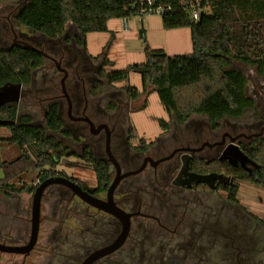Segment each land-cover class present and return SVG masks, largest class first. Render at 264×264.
Instances as JSON below:
<instances>
[{"label":"flooded vegetation","instance_id":"1","mask_svg":"<svg viewBox=\"0 0 264 264\" xmlns=\"http://www.w3.org/2000/svg\"><path fill=\"white\" fill-rule=\"evenodd\" d=\"M15 15L11 19L6 17L11 34L8 49L15 46L29 50L40 60L31 71V83L28 86L16 84L20 87L19 96L12 102L25 100L40 104L43 125L36 123L31 114L25 115L30 117L29 125L43 128L48 106L56 104L63 124L61 131H66L67 135L45 130L46 136H52L67 148L66 151L79 145L80 159L87 150L94 161L108 165L105 190L98 191L96 185L88 193L105 202L109 186L117 179L111 201L129 215V230L120 247L91 264H113L109 257L121 252L124 260V250L127 254L124 264H264V223L256 215L225 201L224 188L235 184V176L223 167L226 165L229 172L243 171L249 176L259 169L251 158V151L257 142L264 140V106L254 100L255 110L238 120L223 119L214 129L206 119L199 123L201 117L193 116L182 125H176V130L168 137L163 134L155 143L146 144L144 151H139V146L130 148L124 104L114 90L109 91L104 86L98 90V81L105 82L98 76L102 68L97 72L94 60L81 56L78 36H68L66 29L54 39L27 29L25 33L15 22ZM5 26L2 25V29L7 31ZM48 63H52L60 75L58 84L47 72ZM35 71H44L40 80L36 79ZM43 94L47 97L41 96ZM8 102L1 103L0 107L8 106ZM85 119L92 123L93 131L101 128L92 132ZM102 126L108 131L109 149L117 161L118 173L108 162L106 131ZM161 159L164 160L155 163ZM198 161L216 162L219 167L217 171L198 172L193 167ZM138 169L141 170L125 176ZM209 174L222 177L213 182H194L193 175ZM129 177L135 180L128 181ZM78 199L68 189L48 186L41 196L40 213L44 204L51 216L59 217V222L47 231L43 240H39L38 228L35 244L29 252L18 254V259H3L0 255V264H81L90 253L114 242L121 232L120 221ZM0 205L7 212L14 209L15 213L26 217L22 210L26 205L23 208L20 199L0 194ZM70 212L72 223L67 222ZM29 215L31 218V203ZM11 222L8 215H0V244L27 245L30 226L26 237L24 219L16 225ZM76 230L85 233L84 240L72 243L66 235L71 236ZM12 236L17 240L13 241ZM65 243H68L67 253Z\"/></svg>","mask_w":264,"mask_h":264},{"label":"trees","instance_id":"2","mask_svg":"<svg viewBox=\"0 0 264 264\" xmlns=\"http://www.w3.org/2000/svg\"><path fill=\"white\" fill-rule=\"evenodd\" d=\"M21 1L0 0V4H18ZM152 6L169 8L160 16L164 30H189L191 53L168 56L162 50L146 46L141 64L114 72L102 68L98 76L113 86L127 83L129 74L137 73L141 79V91L126 85L120 89L123 95L130 101H136L143 95L148 97L156 93L176 125H182L193 116H200L214 129L223 119L238 120L248 111L255 110L254 100L246 93L247 79L233 65L252 68L256 76L264 80V0H152ZM139 9L138 0H26L15 15V22L50 39L61 36L66 24H70L76 28L84 44L87 34L107 32V23L112 19L142 17ZM192 10L198 12L197 19L191 18ZM113 40L111 35L106 50ZM39 60L29 50L15 46L3 50L0 47V87L6 84L28 86L32 81L31 71L39 65ZM101 65L112 63L103 59ZM57 107L56 104L48 106L44 115L45 128L29 125L28 116L19 117L18 122L13 123L16 106L0 107V120L10 122L0 125L9 131L10 137L6 142L15 145L20 152V156L11 162L0 160L1 195L14 191L32 196L36 187L46 179L55 176L68 178L63 171L57 170L62 151L67 148L45 134L48 130L67 135L66 131H61L63 124ZM159 125L162 131L167 129L163 121H159ZM126 133L128 140L136 136L135 129L129 124ZM145 147V140L141 138L138 150L144 151ZM57 151L60 153L57 154ZM251 158L259 166L253 176L243 171L229 172L226 169L228 166H223L235 176V184L224 188L227 203L239 204L237 194L242 183L264 190V140L257 142L251 151ZM81 160L93 172L98 191H104L108 182V165L94 161L87 150ZM71 166L84 168L78 164ZM193 167L205 173L217 171L219 164L198 161ZM29 170L37 172L29 186L22 184L16 187L12 184ZM69 179L82 187L79 181Z\"/></svg>","mask_w":264,"mask_h":264},{"label":"rangeland","instance_id":"3","mask_svg":"<svg viewBox=\"0 0 264 264\" xmlns=\"http://www.w3.org/2000/svg\"><path fill=\"white\" fill-rule=\"evenodd\" d=\"M25 1L26 0H22V2H20V5L11 2H4L0 4V47L3 50L8 49L11 43V34H9L10 32L6 23V17H9L11 19L12 15H15L17 9L21 5H23ZM206 13H208V11ZM2 25H6L5 28L7 31H5V29H2ZM65 29L69 32L68 36L71 37L74 34L78 36L76 39L78 41L79 49L81 50V56H85L90 60H94L98 57L100 58L97 61L94 60L93 62V67L97 69V72L99 68L114 72L124 70L131 65L141 64L144 61V49L146 46L154 50H162L168 56L189 54L192 51L189 30H164L162 28L161 17L159 15L131 17L127 21L126 26L124 25V20L112 19L107 23V32L87 34L84 38V44L75 27L71 26L70 24H66ZM20 30L26 33V29L21 26ZM111 35L114 36V40L108 50H106V45ZM103 59L111 62L112 65L102 66L101 64ZM47 67V72L51 76H54V78L56 79V84H58L60 75L54 70L53 64L48 63ZM233 68L241 71L245 75L247 79V95L255 100L258 104L264 106V98L262 100L260 97H258L264 96V80L257 77L252 68L243 67L240 64H234ZM43 73L44 71H37L35 74L36 79L40 80V77ZM126 85L133 87L138 91H141L142 85L140 76L137 73H130L127 83L120 82L113 86H109L103 81H98L96 87L99 91L102 86L106 87V89H108L109 91L114 90L116 92V95H118V99L122 102V104H124L125 115L127 116L128 124L131 125L136 131L135 138L128 140V146L130 148L138 147L141 138L145 140V143L147 145H150L155 143V140L161 137V135L165 134V136L168 137L172 131L176 130V124L169 118L168 114L160 104L156 93H151L148 95V97L143 95L136 101H130L123 95V92L120 90ZM41 96L47 97L46 94H43ZM7 104L8 106H16L17 112L19 110V113L16 112L17 115H15L13 123H17L19 117L23 118L26 116L25 113H29L32 115V118L36 123H38L40 126L43 125L41 115L42 109L40 104L25 100L18 103L8 102ZM144 104L145 108H143ZM6 106L7 105H3L2 108L5 109ZM159 121H163L167 126V129L164 132L160 128ZM201 121L204 122L205 118L201 117L199 123ZM9 137V131L5 127L0 126V156L1 160L4 161L13 160L18 152L17 148L14 145L2 142L6 141V139H8ZM75 141L79 142V139L76 138ZM80 152L81 150L79 145L75 146L74 148H70L68 151H62L63 154L61 156V160L59 161L57 170H63L64 172H66V174H68V178H73L79 181L82 185L83 190L88 193L91 192L96 186V180L93 172L90 170V167L88 165H85L84 162H82V160L80 159ZM71 164L82 165L84 166V168H73ZM36 175V171L29 170L25 172L21 177L12 181V184L16 187L22 184H26L29 186L31 182L36 178ZM133 180H135V178L133 177H129L128 179V181ZM55 186L65 188L60 185ZM7 194L11 196L10 198L13 197L17 200L20 199L22 206L26 205L25 209H22L26 213V217L15 213L16 210L14 211V209L11 212L8 211L10 212L8 213L7 211H5L2 205H0V215H8L12 222L14 221V225H16V222H18L21 218L24 219V225L27 229V237L30 226L29 210L32 196L26 195L24 193L18 195V193L14 191H9ZM75 198L78 199L76 196ZM237 201L239 203L238 207L243 209V211H245L246 213L256 215V217L264 223V190L262 188L244 183L240 184L237 194ZM74 202H77L78 205L80 204L77 200H75ZM72 218V212L68 213L67 222L72 223ZM58 219L59 217H57L56 215L51 216L49 208L42 204L38 235L39 240L44 239L47 231L50 230L54 224L59 222ZM78 231L79 230L74 231L71 236L66 235L68 241L74 243L80 240H84L83 236L85 233H80ZM10 235H12V233ZM11 239L13 241L17 240V238L14 236H12ZM68 243L64 244L66 253L68 252L66 247ZM0 255L3 259H18V254L4 253L0 251ZM108 260L109 262H113V264H124V261L127 260L126 251L124 250V260L122 252L112 255Z\"/></svg>","mask_w":264,"mask_h":264},{"label":"water","instance_id":"4","mask_svg":"<svg viewBox=\"0 0 264 264\" xmlns=\"http://www.w3.org/2000/svg\"><path fill=\"white\" fill-rule=\"evenodd\" d=\"M57 70H60L58 65H57ZM61 85H63V79L61 80ZM19 91L20 87L17 85L13 84H6L2 87H0V104L6 101H17L18 96H19ZM3 95L4 98L1 96ZM85 121L89 124L90 130L92 132H97L100 128L98 127L93 131V125L91 122L85 119ZM7 121L0 120V125H6ZM105 131H106V141H105V152L108 158V162H110L116 172H119V167L117 164V161L114 159L112 156L110 149H109V137H108V131L105 126H102ZM164 159H161L159 161H155V163L163 161ZM64 161V160H63ZM141 169H138L133 172H129L126 175L130 174H135L139 172ZM222 176L220 175H215V174H209L205 176H200V175H193V179L195 183H207L209 181H214L215 179L219 180ZM117 179L113 181V183L109 186L107 190V201L102 202L94 197H92L89 193L84 191L79 185L75 184L72 182L70 179L66 177H60V176H55V177H50L43 181L39 186L36 187L32 194L31 198V218H30V236L27 245L24 246H8L4 244H0V251L4 253H12V254H25L31 250L33 245L36 242L37 239V234H38V228H39V217H40V200L41 196L44 192V190L50 186V185H60L65 188H67L74 196L79 198L81 201L84 203L93 206L99 210H102L110 215H112L114 218L118 219L121 223V232L118 236V238L112 242L111 244L99 248L92 253H90L81 264H91L95 260L102 258L103 256H106L116 249L120 247L122 244L123 240L125 239L128 230H129V215L121 211L120 209L116 208L112 201H111V194L112 191L115 187Z\"/></svg>","mask_w":264,"mask_h":264},{"label":"built area","instance_id":"5","mask_svg":"<svg viewBox=\"0 0 264 264\" xmlns=\"http://www.w3.org/2000/svg\"><path fill=\"white\" fill-rule=\"evenodd\" d=\"M140 3V9H139V14L144 16V15H159L161 16L163 13L169 10L168 7H163V6H152V0H138ZM199 16L198 12L196 10L191 11V18L197 19ZM127 21L124 19V25H127ZM37 184V182L35 183Z\"/></svg>","mask_w":264,"mask_h":264},{"label":"crops","instance_id":"6","mask_svg":"<svg viewBox=\"0 0 264 264\" xmlns=\"http://www.w3.org/2000/svg\"><path fill=\"white\" fill-rule=\"evenodd\" d=\"M1 140H3V139H1ZM2 142H5L6 144H9L8 142H6V141H2ZM11 145H13V144H11ZM15 146V145H14ZM16 147V146H15ZM17 148V147H16ZM17 150H18V148H17ZM20 156V152H19V150H18V152H17V154H16V157L13 159V160H15L16 158H18ZM0 160H1V156H0ZM13 160H10V161H4V160H1L2 162H11V161H13ZM61 171H63V170H61ZM64 172V171H63ZM65 174H66V172H64ZM66 176L68 177V174H66ZM8 193V192H7ZM10 194V193H9ZM9 194H7V197L8 198H10L11 196H9ZM11 195V194H10Z\"/></svg>","mask_w":264,"mask_h":264}]
</instances>
